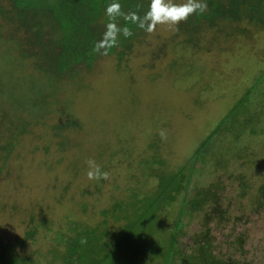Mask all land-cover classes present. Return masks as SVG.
Instances as JSON below:
<instances>
[{"label":"rangeland","instance_id":"1","mask_svg":"<svg viewBox=\"0 0 264 264\" xmlns=\"http://www.w3.org/2000/svg\"><path fill=\"white\" fill-rule=\"evenodd\" d=\"M7 7L8 1L0 0V9ZM242 25L230 31L229 24L222 32L210 29L208 39H194L200 46H183L188 36H176L178 25H158L153 33L139 36L122 59L107 51L92 68L80 62L65 76L48 73L54 100H36L33 85L48 79L46 71L17 50L20 45L0 11V117L7 126L0 128V146L9 140L14 146L8 157L0 154V204L5 205L0 240L16 244V252L32 255L37 263L49 259L57 246L56 230L69 232L71 220L96 223L100 208L127 196L120 195L127 183L148 190L157 174L187 160L264 76V27ZM260 81L248 108L237 114L238 123L256 132L239 140L248 146L238 156L232 151L237 161L222 155L234 174L218 167L209 150L207 161L196 165L195 184L205 187L222 180L217 185H223V195L218 202L213 195L214 201L183 224L179 241L186 253L195 249L191 234L207 225L216 259L264 264V199L254 195L264 181V78ZM62 123L68 128L57 129ZM222 137L231 140L227 134ZM64 139L70 142L61 149ZM89 159L109 173L107 180L88 179ZM241 180L248 189L245 195L236 191ZM87 188L91 192L83 194ZM164 207L163 219L171 229L169 217L177 210ZM42 219L51 230L42 227ZM121 222L109 220L113 227ZM29 229L35 233L25 240Z\"/></svg>","mask_w":264,"mask_h":264},{"label":"trees","instance_id":"2","mask_svg":"<svg viewBox=\"0 0 264 264\" xmlns=\"http://www.w3.org/2000/svg\"><path fill=\"white\" fill-rule=\"evenodd\" d=\"M7 1L8 7L0 11L9 25L8 33L15 36L13 41L20 45L17 50L26 57H34L36 66L45 70L48 77L42 81L37 80L33 85L38 96L36 100L39 98L44 100L45 96L54 100L50 91V86L53 85L52 77L48 73L51 75L59 72L65 76L67 71H71L76 66L75 63L80 62L92 68L93 64L104 56L102 53L105 49L96 51V45L101 40L107 23L110 22L105 9L113 0ZM116 2L121 5L125 15L116 17L114 22L121 29L128 28L132 35L125 37L121 32L117 36L116 45L107 48L106 51L110 54L116 53L118 58L122 59L128 55V50L132 49L134 41L139 36L143 37L147 34L137 23L127 19L126 14L135 12L142 17L148 10L150 0H116ZM175 2L181 3L183 0H175ZM204 2L207 4L204 13L197 12L178 25L176 36L180 33L183 37L188 36L187 40L184 39L186 44L183 46L190 44L200 46L194 39L207 38L210 29L213 33L216 29L222 32L223 27L228 24L229 31L232 26H243L242 22L264 27V0H204ZM22 33L23 37H20ZM22 39L25 41L22 42ZM22 47L27 48V52L24 53ZM36 48L38 52L35 51ZM261 77L264 78L263 75ZM261 77L245 91L229 114L211 131L191 156L175 170L161 171L157 174L158 181L148 190L143 189L142 186H133L131 182L127 183L124 192L120 194L127 196L122 199L117 197L109 208H100L101 219L96 223L71 220L69 232L56 230L57 246L50 251L52 257L44 258L39 263L32 255L24 256L16 252V244L2 239L0 264H228L215 258L210 226L203 225L191 234L195 241V249L188 253L180 248L179 240L180 235L184 234L183 224L191 220L195 214H200L198 211L203 210L206 204L214 201L213 195L216 197L215 202L220 201L218 195H223L221 192L223 185H217L223 184L222 180L215 182L216 185L205 187L200 182L195 184L194 177L198 175L196 165L207 161L205 152L208 150L212 152L215 164L218 167H226L229 174H234V170L229 167L231 162L224 160L222 155L237 161L232 151H236L238 156L241 148L248 146L239 140L249 139L254 135L249 134L248 131L256 132L254 127L238 123L237 114L248 108L252 90L258 88ZM45 87L49 90L44 93ZM26 109L27 114L34 115V110ZM10 118L15 120L11 115ZM2 120L3 118L0 117V128L7 127ZM26 126L27 124L22 130ZM64 128H68L67 124L62 123L57 126L59 130ZM225 134L227 139L231 138V140L226 142L222 137ZM217 138L219 140L215 142ZM12 142L9 140L5 145L0 146L1 155L4 153L8 157L13 153ZM69 142L66 139L62 140L59 144L60 148L64 149ZM158 164L165 165L162 160H159ZM2 168L0 166L1 173ZM236 175L240 174L237 172ZM244 182L245 180H241L236 188L239 195H245V191H248ZM258 185L254 195H261L264 199V181ZM192 189H195L194 192ZM90 192L87 188L83 194ZM178 199L180 202H177ZM86 207V204L82 205L83 209ZM163 207L170 211L177 210L169 217L171 229L167 228L163 219ZM4 212L5 205L0 204V219ZM110 218L124 222L118 227H113L109 224ZM41 222L42 227L51 230L46 219H42ZM34 233L33 229H29L25 240ZM82 240H86V243H82Z\"/></svg>","mask_w":264,"mask_h":264},{"label":"clouds","instance_id":"3","mask_svg":"<svg viewBox=\"0 0 264 264\" xmlns=\"http://www.w3.org/2000/svg\"><path fill=\"white\" fill-rule=\"evenodd\" d=\"M207 10V4L204 0H183L181 3H176L175 0H150L148 10L141 17L135 12L126 14L127 19H131L133 22L146 31L147 33H153L158 25H179L182 21H186L190 16L199 13H204ZM105 14L109 17V23L106 25V30L102 35L101 40L96 45V51L105 49L102 53L107 54L106 49L113 47L117 43V36L122 32L125 37L131 36L132 33L128 28L121 29L114 22L115 18L121 15H125L121 10V5L113 0L108 4L105 9ZM162 138L165 137V133H160ZM89 166L87 173L88 179H105L109 178V173L102 172L100 167L94 160L89 159L86 161ZM82 243H86V240H82Z\"/></svg>","mask_w":264,"mask_h":264}]
</instances>
